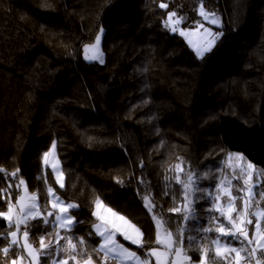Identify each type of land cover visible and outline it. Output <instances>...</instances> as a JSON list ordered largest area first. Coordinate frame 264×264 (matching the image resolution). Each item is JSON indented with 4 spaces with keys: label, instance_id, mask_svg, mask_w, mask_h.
<instances>
[{
    "label": "trees",
    "instance_id": "trees-1",
    "mask_svg": "<svg viewBox=\"0 0 264 264\" xmlns=\"http://www.w3.org/2000/svg\"><path fill=\"white\" fill-rule=\"evenodd\" d=\"M201 9L221 19L205 53L168 26L174 13L170 25L195 27ZM98 44L104 60L88 59ZM240 159L259 180L250 238L264 224V0H0V213L20 216L33 196L39 214L18 232L40 264H125L94 251L99 201L141 230L142 245L117 235L140 256L162 229L192 260L220 263L217 240L234 235L216 201L225 183L241 193ZM53 196L76 206L70 229ZM10 221L0 215V264L26 254Z\"/></svg>",
    "mask_w": 264,
    "mask_h": 264
},
{
    "label": "rangeland",
    "instance_id": "rangeland-1",
    "mask_svg": "<svg viewBox=\"0 0 264 264\" xmlns=\"http://www.w3.org/2000/svg\"><path fill=\"white\" fill-rule=\"evenodd\" d=\"M202 12L204 13V15H207L209 17L208 20H205L204 15L201 14ZM200 16H201V20L195 27L192 28H183L180 25L181 19L176 18L180 26V27L177 26L176 29V22L174 20H171V25H170V19L173 18V14H172L168 17V26L171 28L172 31L179 32L180 34L186 36L199 53H205L212 48L216 40L220 37L221 32L219 28L221 25V19L218 14L209 12L205 9L200 10ZM213 17L216 19V23L211 22V19ZM86 57L91 60L97 59L103 61L104 53L102 52L101 46L98 44L94 47L88 48L86 52ZM46 162L53 168L59 182L63 183L64 174L61 170L60 161L58 157L55 155V153H52L51 155L47 156ZM237 166L241 171L240 175L242 177V178L239 177V180H241L240 181L241 193H239V195L237 196L241 197L242 206L241 207L238 206L239 203L237 202V196L234 194L235 192L233 191L235 190L233 184L225 183L222 189L220 190V193L216 201V208L219 210L220 214L224 216L223 224L221 227H223V232H226L228 234L236 232L239 229L245 230L247 228V224L250 222L248 215L249 202L254 197L256 192V187L259 184L258 175L252 164L244 163L240 159ZM55 198L56 197L53 196V202L56 205L61 216L67 215L68 209L66 208V204H64V202H62L61 200L59 199L57 200ZM33 203L37 205V202L35 201V199H33V196L28 194L27 192H24V196L20 199V204H21L20 216L19 213L15 211V208L13 207L12 211L8 213V217H11L12 220L20 218V219H26L27 221L30 217H26V213L28 212L29 208ZM100 203L101 201L98 202L96 208V214L100 217V222L97 225H100L101 228L102 227L105 228L106 231H112L114 233L113 236L114 240L111 241L112 238L109 239L110 246L117 247L119 249L118 252L119 254L120 252H122V254L124 255H126L127 253H131L132 250L124 246L121 242H119V240H116L115 237L117 234L123 235L124 233H126L136 238L137 236L136 229L139 228L123 215L121 217L120 216L121 214L116 213L111 208H109L111 210L108 211H106L104 208L102 209V207H105V205ZM61 209H66V211L62 212ZM256 213L258 217L261 219L263 210H258ZM59 222L64 223L65 220ZM262 226H264V224L260 223V227ZM260 227L257 229L256 232L257 233L256 241L251 243L255 251L259 249L260 244L262 245V243L264 242V231H262ZM247 230L248 229H246L244 233H247ZM140 231L141 230L139 229V232ZM118 253H114V254L117 255ZM202 257L205 258V254H203Z\"/></svg>",
    "mask_w": 264,
    "mask_h": 264
},
{
    "label": "crops",
    "instance_id": "crops-1",
    "mask_svg": "<svg viewBox=\"0 0 264 264\" xmlns=\"http://www.w3.org/2000/svg\"><path fill=\"white\" fill-rule=\"evenodd\" d=\"M100 204H103L102 202ZM68 205V204H67ZM66 205V206H67ZM102 206V205H101ZM105 209L106 211L111 210L109 209V207H102V209ZM68 209V208H67ZM232 214V213H231ZM58 215H61L60 213ZM67 216L71 215L68 213ZM122 217V215H120ZM72 218V217H71ZM61 224V222H59V225ZM63 224H72V219L71 221L65 219V222ZM260 227V222L256 225L254 234L252 235V237H248V235L246 237L243 236V233L245 230H237L236 232H233L231 234L234 235V237L228 241H224V240H217V244H216V248H215V252L217 254V256L219 258H221L220 263L218 264H249V261L246 258V244L245 241H243V239L241 238V236L244 238V240L248 241H252L255 242L256 241V232L257 229ZM261 228V227H260ZM101 231H105V228H101ZM141 233V231H140ZM240 233V234H239ZM118 235V234H117ZM117 235H116V240L117 239ZM122 235V234H121ZM241 235V236H240ZM166 233L160 229L157 232V239L158 238H165ZM13 237V236H12ZM102 237V242L101 245L105 243V237ZM138 237V234L136 236V238ZM14 239V238H13ZM171 239L173 242L174 247L171 249H166L163 246H161L160 244H158L156 247L151 248L150 250L147 251V255L146 256H140L139 254H137L134 250H132L131 253H127L126 255L122 254V252H120V254L118 253L116 254H110L112 256H116L117 258H119L122 262H124L125 264H143L144 261H148V264H216L214 263L212 260H208L206 257L205 258H201L198 261H194L192 260L191 256L189 254H187L185 252V250L181 247H176L175 246V241L173 236L171 235ZM16 241H22L23 242V246L25 248V253L26 254H22L20 256H18L15 261L16 264H40L39 262V254L37 255V250L27 242L26 238H24L21 234H19V232H17V235L15 237ZM114 240V237H112L111 241ZM241 241L243 243H241ZM120 242V241H119ZM262 243V242H261ZM100 245V246H101ZM125 246V245H124ZM235 248L237 250V252H239V255H236L235 252L232 251V249ZM154 249L158 250L160 253H162L163 255L160 257V259L158 260L157 257L155 256H151L149 255L150 252H152ZM264 250V242L262 243V245L260 244L259 249H257L255 251V254L257 256L258 251L259 250ZM186 253L185 255H176L175 253ZM29 253L31 255H29ZM129 254H134L136 259H130V257L132 255ZM22 257V259H21ZM258 262L259 264H261L262 262H264V257L263 258H258ZM54 264H67L65 260H60V261H55ZM79 264H93L92 261H88L85 260Z\"/></svg>",
    "mask_w": 264,
    "mask_h": 264
},
{
    "label": "snow or ice",
    "instance_id": "snow-or-ice-1",
    "mask_svg": "<svg viewBox=\"0 0 264 264\" xmlns=\"http://www.w3.org/2000/svg\"><path fill=\"white\" fill-rule=\"evenodd\" d=\"M201 14L204 15L203 12ZM173 15H175V14L173 13ZM204 18H205V20H208L209 19V17L207 15H204ZM211 22L212 23H216V19L213 17L211 19ZM21 184H23V181H21ZM61 187H63V184L62 183H61ZM49 191L51 192V189ZM55 199L58 200V197H56ZM60 203H62V202H60ZM37 207L38 206L35 203H33L31 205V207L29 208L28 212L26 213V217H32L33 215H38L39 213L37 211ZM53 207H56V205L53 204ZM72 207H76V206L71 205V204H69V205L66 206V208H72ZM11 211H12V207L10 206L9 212H11ZM61 211L64 212V211H66V209H61ZM0 215H5L7 217L8 214L7 213H0ZM47 215L51 216V215H53V213L52 212H48ZM55 219L57 221H63L65 219L71 221L72 218L70 216H67V215H65V216L56 215ZM13 223L16 225V231L12 232L11 235L14 238L13 239V243H17V241L15 240V237L17 235V232L20 230V225L26 223V219L17 218L15 220H12V221H10L9 226H11V224H13ZM45 223H47V220H45ZM60 226L63 227V228H66V229H70V227H71L70 224H63V223H61ZM96 229H97L98 233L101 236L105 237V243L102 244L99 249H94V251L104 253L105 254V257L109 256L110 254L118 253L119 252V249L117 247H115V246H110V244H109V239L114 236V233L112 231H106V232L105 231H101V226L100 225H96ZM219 230L220 231H223V227H221ZM136 232L138 234V237L137 238H134V237H132V236L124 233L123 234L124 235V239H126V240H132V243L137 244V245H142V236H143V234L139 232V229H136ZM23 236L24 237L27 236V231H25L23 233ZM243 236L246 237L247 236V233H243ZM80 243H83V241L81 240ZM157 243L160 244L161 246H163L166 249H171V248L174 247L170 233H166L165 238H158L157 239ZM241 243H243V242L241 241ZM248 243L250 244V243H252V241H248ZM44 247H47V245H44L43 244V241H41V248H44ZM176 247H178V241L176 243ZM121 248H122V246H121ZM74 249H75V245H73V250ZM8 250L9 249H7V248H5L3 250L4 253H5V255L7 254ZM232 251L235 252L236 255H239V252H237V250L235 248H233ZM38 254L39 253H37V255ZM175 254L176 255H185L186 256V253H179V252H177ZM29 255H31V254L29 253ZM149 255L155 256L159 260L160 257L163 254L160 253L158 250L154 249L152 252L149 253ZM113 258H117V257L116 256H113ZM21 259H22V257H21ZM73 259H75V257H73ZM87 259H88L89 262L91 261V257L90 256L87 257ZM130 259H136L135 256H134V254L130 257ZM11 264H16V261L13 260L11 262ZM143 264H148V261H144Z\"/></svg>",
    "mask_w": 264,
    "mask_h": 264
},
{
    "label": "built area",
    "instance_id": "built-area-1",
    "mask_svg": "<svg viewBox=\"0 0 264 264\" xmlns=\"http://www.w3.org/2000/svg\"><path fill=\"white\" fill-rule=\"evenodd\" d=\"M261 229H262V231H264V226H262ZM241 238L243 239V241H245V244H246L245 245L246 246V248H245L246 249V258L249 261V264H258V262L256 261L255 250L253 249L251 243L249 244L246 240H244V238L242 236H241Z\"/></svg>",
    "mask_w": 264,
    "mask_h": 264
}]
</instances>
